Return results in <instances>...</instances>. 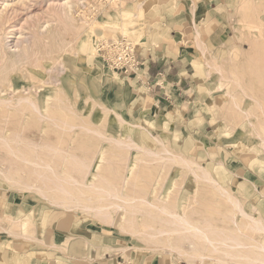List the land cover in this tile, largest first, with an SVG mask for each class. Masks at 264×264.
<instances>
[{
    "label": "rangeland",
    "instance_id": "rangeland-1",
    "mask_svg": "<svg viewBox=\"0 0 264 264\" xmlns=\"http://www.w3.org/2000/svg\"><path fill=\"white\" fill-rule=\"evenodd\" d=\"M22 1L29 3L30 7L21 6ZM82 1L84 2L78 0L74 6L75 22H80L78 14L85 9L88 15V20H85H107L115 22L114 25L99 23L102 27H95V35L89 34L86 27L70 30L37 26L40 28L39 35L34 37V30L31 28L35 29L37 22H45L50 18L48 0H8L9 6L17 5L18 10L17 16L12 17L11 21L16 22L17 26L21 23L19 27L22 29L8 35L11 49L5 60L0 61V171L15 173L19 169L18 172L28 175L29 183L34 182L38 186L54 183L57 189L63 191L75 189L72 190L75 195L81 191L80 194L92 197L93 203H97L102 197L103 200L98 204L104 205L114 200L117 193L125 196L124 199L144 198L161 204L157 199L173 184V189L166 195L169 200L168 209L176 214L183 212L189 218L187 221L196 228L190 229L192 234L199 236L201 231L210 238L221 240L230 237L233 242L243 241L249 245L245 250L246 254L262 261L264 233L259 231L257 224L240 216L239 210L214 189L213 193L209 182L193 178L185 167L163 158L159 141L172 153L194 157L196 162L207 168L213 178L228 190L238 186L242 191L241 200L245 210L264 222V211L259 208L264 198L254 189L249 191L251 181L258 186L264 184V158L261 156L264 150V0H226L221 11L223 26L220 31L223 33L219 39L216 37L217 33L211 34L209 46L203 49L204 58L198 67L202 73L203 96L193 104L192 113L188 117L192 123L188 124L185 132L191 134V137H187V142L183 145L184 134H178V128L166 125L160 127L146 119L139 121L128 111L126 113L122 103L112 101V90L106 86L114 85L119 90L120 83L113 79L108 81L112 72L95 58L98 40L127 36L139 46L143 45L148 23L158 17L156 0H86L89 2L84 3L89 11L79 6ZM30 10L32 12L27 14ZM123 10L129 13L120 15ZM126 16L130 20H125ZM123 25L127 27V31L120 33ZM17 37L27 39L28 42L24 41L22 45H28L32 40L34 47L31 50L34 52L30 51L27 57L13 55L11 50L18 48L15 45ZM35 88L36 95L33 97L31 94L35 93ZM226 130H235V133L226 138ZM251 133L258 137L250 139ZM201 134L206 138L201 137ZM193 138L206 142L204 145H207L208 151L212 150L209 153L210 159L196 156V146L188 152ZM135 146L140 147L136 156L131 154V148ZM100 154L103 160L100 169L94 172V164ZM200 154L205 155L203 152ZM133 156L136 167L127 178V183H124L127 163ZM239 157L246 158L242 170L235 169L241 166ZM257 169L263 172L260 173ZM93 172L98 174L96 179H90ZM77 180L80 183L74 184ZM89 183L100 189L91 190L83 185ZM2 189L17 192L21 199L16 200L17 205L11 214L19 220L24 231L31 229L34 219L32 212L27 210L28 207L33 203H47L33 191L15 189L0 173V190ZM136 203V212L123 218L131 217L139 230L146 226V230L177 228L176 223H180L175 217H168L155 209L154 211L146 203ZM70 211L74 215L102 224L85 212ZM4 215L7 214L2 207L0 217ZM123 218H117L114 225L109 226L126 241L165 250L159 243L147 242L136 233L122 232L120 226ZM189 234L187 232L183 235L188 237ZM171 254L175 261L185 259ZM2 255H6L5 252L0 254ZM210 262L209 258L201 263L194 259L188 261V264ZM229 263L235 264V258H231Z\"/></svg>",
    "mask_w": 264,
    "mask_h": 264
},
{
    "label": "crops",
    "instance_id": "crops-1",
    "mask_svg": "<svg viewBox=\"0 0 264 264\" xmlns=\"http://www.w3.org/2000/svg\"><path fill=\"white\" fill-rule=\"evenodd\" d=\"M225 2L156 0L159 19L148 23L144 44L138 46L144 64L136 76L118 74L126 78L121 79L119 90L114 85L106 86L112 90V101L122 103L126 113L139 121L178 128V134H184L182 145L187 142L191 134L185 132L192 123L188 117L193 104L203 96L198 67L211 34L217 33L219 39L223 33L221 11ZM201 137L206 138L203 134ZM190 144L188 152L196 146V156L210 159L212 150L208 151L202 139L193 138ZM238 159L241 166L235 169L242 170L246 158ZM251 182L249 191L254 189L264 198V184ZM16 193L0 190V212L3 207L7 214L0 217V254H6L0 256V264H188L183 259L175 261L167 250L128 242L107 224L44 203L30 204L27 210L32 212L34 225L24 231L11 214L16 200L21 199ZM259 208L264 211V202Z\"/></svg>",
    "mask_w": 264,
    "mask_h": 264
},
{
    "label": "bare ground",
    "instance_id": "bare-ground-1",
    "mask_svg": "<svg viewBox=\"0 0 264 264\" xmlns=\"http://www.w3.org/2000/svg\"><path fill=\"white\" fill-rule=\"evenodd\" d=\"M33 1H35V0H33ZM85 1L86 0H84V2ZM25 2L26 1H22L20 3L21 6H23L24 8L30 7V4L25 3ZM48 2H49L48 6H50V9H49L50 10V15H49L50 18L48 20H45V22H41V23L40 22L38 23L37 20H35L37 22L35 25L36 26L35 29L33 26H32L33 28L29 27V28L34 30V31L32 30L33 33L35 34L34 37L36 35L37 36L39 35L38 31L40 28H37V26L38 27L44 26L43 28L59 27V28H63V29L65 28V29H70V30H72L74 28L82 29V27L83 28L86 27L89 34L95 35V27H98L97 25L101 26L100 24H105V25L112 26V24L115 23V22H111V21H107V20H103V22H101L100 20H95V19L87 21L88 15L85 12V9L80 14L77 13L81 18V20H78V22L79 21L80 22L77 23V22H75L76 19L74 18V16H76V15H74V13H76V9H74V6H76L75 4L78 2V0H62V1L61 0H48ZM84 2L83 1L81 3L79 2L80 3V4L78 3L79 6L86 8L85 3L89 2V1H86L85 3ZM119 4H120V2H119ZM122 4H123V2H122ZM138 5H141V4H138ZM16 6L17 5L9 6L8 0H0V61L5 60V58L7 57V54H8V50L11 49L9 47V44H8L9 43V40H8L9 36L8 35L12 34V33H16V31L19 32L22 29V28L20 29V27H19L21 25V23L18 24V26H17L16 22L11 21L12 17L17 16L18 10H17ZM48 6H47V8H48ZM93 7H95V6H93ZM86 9L89 11L88 8H86ZM96 11H97V9H96ZM31 12L32 11L30 10L27 12V14H30ZM77 12H78V9H77ZM128 13L129 12L127 10H123L120 13V15L121 14L126 15ZM10 14H11V16H10ZM48 14H49V12H48ZM122 16H124V15H122ZM128 16H126L124 19L128 20V18H129ZM21 17L23 18V16H21ZM32 18H31V21H32ZM47 18H48V16H47ZM85 18H87V20H85ZM132 18H133V16H132ZM22 20L24 22V18ZM129 20H130V18H129ZM122 21L124 22V20H122ZM24 23L26 24L27 22H24ZM126 23H125V25H126ZM31 24H32V22H31ZM124 30L127 31V27L123 25L120 27V33H121V31L123 33ZM20 33H17V34H20ZM29 35H32V33L28 34V36ZM112 35H114V33H112ZM21 37H23V36H21ZM24 38L20 39L19 37H17V39L15 40L16 41L15 45L19 49L14 48L13 50H11L13 55H17V56H21V57H25V56L27 57L28 53L30 51L34 52V50L33 51L31 50L34 47L33 46L34 44L33 45L31 44V43H33L32 40H31L30 44L22 45V43L24 44V41L25 42L27 41V39H24ZM91 44L94 46V44L92 42H91ZM66 45H67V43H66ZM34 55H37V53ZM38 61H40V60H38ZM26 64L27 63H25V66H26ZM25 70H27V69H25ZM28 73H29V71H28ZM65 77H67V76H65ZM96 78H100V77L96 76ZM110 79H113L119 83L122 82L121 76H119L117 73L112 72V76L108 79V81H110ZM5 88H6V86H5ZM36 89L37 88L34 89V92L36 91ZM24 90L26 91V89H24ZM15 94H16V92H15ZM21 95H23V94H21ZM31 95H33V97H35L36 92L31 94ZM10 99H12V97H10ZM19 99L21 100L22 98H19ZM28 100H29V98H28ZM31 105L34 106L33 103ZM31 109H32V107H31ZM37 109L39 110V108H37ZM34 110H36V109H34ZM158 125H159V123H158ZM251 130H252V127H251ZM233 133H235V130L234 131L233 130L232 131L226 130L225 131V137L228 138ZM256 137H258L256 134H252V135L249 134L250 139H255ZM204 143L206 144V142H204ZM230 144H234V143H230ZM159 145L162 147V150H161L162 152H160V153L164 154L163 158L169 159V161L172 162V164H174L176 162L175 164H179V165L185 167L188 170L189 174H191V176L193 178H195L199 181H204L207 183L209 182L211 184L210 188H212L211 189L212 191L214 189L217 194H219L220 196H223L226 201H228L231 205H233L235 208H237V210H239L240 216L246 217L250 221H254L257 224V228L259 229V231H262L264 233V222L260 218H258V216H255L253 213L251 214L248 211H246L244 206L242 205V200H241L242 199V196H241L242 191L240 190V188L238 186H236L235 189L228 190V188L226 186H223L218 180L213 178V176L211 175L210 171L207 168H205L204 166H202L201 164L196 162L194 157H192V156L190 157L187 155H178V154L172 153L170 150H168V148H166L165 146L163 147L161 141H159ZM205 146H207V145H205ZM226 146H228V145H226ZM139 148H140L139 146H135V148L132 147L131 148L132 149L131 154L136 156L139 153V151H138ZM245 149H247V148H245ZM51 152H53V151L51 150ZM261 153H262V155H261L262 158H264V150ZM134 156L127 163L126 174H125L124 179H123L124 183H127V178L131 176L134 168L136 167V159ZM154 156H156V155L154 154ZM102 160H103V157H102V154H100L96 160V163L94 164V172L96 170L100 169ZM166 161H168V160H166ZM173 161H174V163H173ZM50 167H49V169H50ZM51 169L53 170V168H51ZM18 170L15 173L14 172H7L6 173L4 171H0V173H2L3 176L5 177V180H7L9 183H11L15 187V189H17V190H19V191H29V190L33 191V192L39 194V196L43 199V201L46 202L50 206L60 207V208H64L67 210H80L82 212H85L87 214V216H90L94 219H97V221L101 222L102 224L114 225V223H115L114 220H116L117 218H119L121 220L123 218V216H125V215L126 216H128V214L132 215L133 213L136 212L135 207L137 208V206H138V203H136V202H139V201L142 202V205H143V203H146V205L150 206L153 210L155 209V210L161 211V213H165L166 216H168V217L169 216L175 217L180 222L178 224V223H176L177 221L176 222L173 221L176 223L177 228L154 229V228L150 227V229L152 228V230H149V229L146 230V228H148V226H146V227L144 226L145 229L139 230L138 227H136L134 225V223H133L134 221L133 222L131 221V217L128 219L124 217L123 218L124 221H122V223H121L120 230L122 232L130 233V234L136 233L139 237H142L147 242L159 243L161 245V247H163L162 249L170 251L171 253H173V255L182 256L188 261H192L194 259H197L201 263V262H203L204 259L209 258L211 260L210 264H230L229 263L230 259L235 258V264H263L264 263V259H262V261L261 260L259 261L258 259L256 260L254 258H250L249 255L246 254L247 252L245 250H247L249 248V245L245 244V242L243 243V241L239 240V241L233 242L232 240H230V237L229 238H223L221 240L216 238V237L210 238L207 234H205L201 231H200L199 236L192 234L193 232L190 229H196V228H194L193 225H190V223L187 221L189 218H187V216H185L183 212L176 214V213H173L171 210L168 209L167 203L169 200L167 199L166 195L170 190L173 189V187H174L173 184H171V186H169L167 188V190L165 191V194L161 198L157 199L161 204H158V202L155 200H154L155 201L154 202V201L146 200L144 198L140 199V198L131 197V198L124 199L125 196L123 197V196H121L122 194L117 193V195H115V197H114V200H111V201H109L108 204L104 205V204H98L99 201L103 200L102 197L99 198L98 202L96 201L97 203H93V200H92L93 198L90 197L89 195L80 194L81 191L79 194L75 195L72 192L73 189H71L70 191L59 190L56 188V184H54L53 181L51 182L53 184H51L49 186H44V185L38 186L34 182L29 183L27 181L28 175L25 176L21 172H18ZM94 172L91 174L90 179H96L97 178V177L95 178L97 173H94ZM180 175H178V176H180ZM180 178H181V176H180ZM75 183L79 184L80 182L77 180V181H74V184ZM83 185L87 186V189L89 188L91 190L92 189L98 190V188H99L95 184H91V183H89L88 185H86V184H83ZM175 185H177V184H175ZM78 186H77V188H78ZM207 187H208V185H207ZM120 191L118 190V192H120ZM98 192H100V191H98ZM213 193H215V192L213 191ZM79 196H82V197H79ZM84 197L88 200H85ZM104 201H105V199H104ZM156 202H157V204H155ZM139 206H141V205H139ZM115 211H116V215H114ZM144 213H146V212H144ZM183 223H185V225H183ZM118 224H119V222H118ZM116 226L118 227V225H116ZM187 232H189L190 234L188 235V237H185L183 234L187 233ZM263 237H264V235H263ZM186 239H187V241H186ZM241 239H243V238H241ZM262 242H264V239ZM185 243H187V244L185 245ZM261 251H263V254H264V245L261 247ZM261 251H259V252H261ZM258 254L260 255L261 253H258Z\"/></svg>",
    "mask_w": 264,
    "mask_h": 264
},
{
    "label": "built area",
    "instance_id": "built-area-1",
    "mask_svg": "<svg viewBox=\"0 0 264 264\" xmlns=\"http://www.w3.org/2000/svg\"><path fill=\"white\" fill-rule=\"evenodd\" d=\"M138 43L127 36L98 40L95 58L107 70L125 76H136L144 64L138 53Z\"/></svg>",
    "mask_w": 264,
    "mask_h": 264
}]
</instances>
